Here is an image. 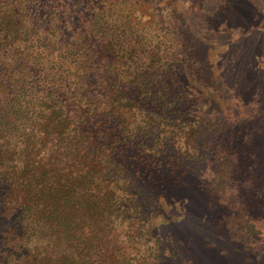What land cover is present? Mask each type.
Returning a JSON list of instances; mask_svg holds the SVG:
<instances>
[{
	"label": "trees",
	"instance_id": "16d2710c",
	"mask_svg": "<svg viewBox=\"0 0 264 264\" xmlns=\"http://www.w3.org/2000/svg\"><path fill=\"white\" fill-rule=\"evenodd\" d=\"M125 2L0 0V264H148L157 252L133 184L176 173L161 171L165 135L198 138L154 119L167 98L148 82L176 72L178 45L118 23L111 5Z\"/></svg>",
	"mask_w": 264,
	"mask_h": 264
},
{
	"label": "rangeland",
	"instance_id": "374dc122",
	"mask_svg": "<svg viewBox=\"0 0 264 264\" xmlns=\"http://www.w3.org/2000/svg\"><path fill=\"white\" fill-rule=\"evenodd\" d=\"M119 5L111 14L130 31L177 43L176 72L148 82L158 105L167 98L154 119L194 125L198 138L186 148L165 135L161 171L176 173L133 184L157 244L148 264H264V0Z\"/></svg>",
	"mask_w": 264,
	"mask_h": 264
}]
</instances>
